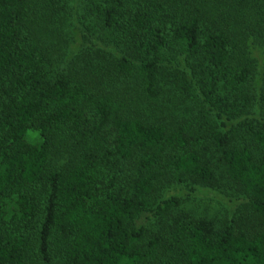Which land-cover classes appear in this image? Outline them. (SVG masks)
I'll use <instances>...</instances> for the list:
<instances>
[{"label": "trees", "instance_id": "obj_1", "mask_svg": "<svg viewBox=\"0 0 264 264\" xmlns=\"http://www.w3.org/2000/svg\"><path fill=\"white\" fill-rule=\"evenodd\" d=\"M0 264H264V0H0Z\"/></svg>", "mask_w": 264, "mask_h": 264}, {"label": "rangeland", "instance_id": "obj_2", "mask_svg": "<svg viewBox=\"0 0 264 264\" xmlns=\"http://www.w3.org/2000/svg\"><path fill=\"white\" fill-rule=\"evenodd\" d=\"M182 189H185L181 187ZM173 191L176 193L180 188L173 187ZM185 191V190H184ZM197 200L193 204H190V210H193L197 217L213 218L214 220H221L225 213L231 214V211L235 212L230 199L224 196L225 190L222 189H197ZM230 193V192H229ZM226 195V194H225ZM237 211L233 214H236Z\"/></svg>", "mask_w": 264, "mask_h": 264}]
</instances>
